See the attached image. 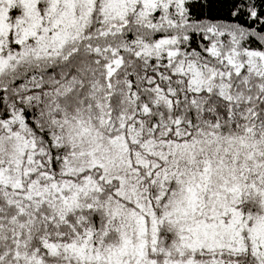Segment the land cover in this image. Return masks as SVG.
Segmentation results:
<instances>
[{
  "label": "snow or ice",
  "instance_id": "1",
  "mask_svg": "<svg viewBox=\"0 0 264 264\" xmlns=\"http://www.w3.org/2000/svg\"><path fill=\"white\" fill-rule=\"evenodd\" d=\"M0 264H264V0H0Z\"/></svg>",
  "mask_w": 264,
  "mask_h": 264
}]
</instances>
